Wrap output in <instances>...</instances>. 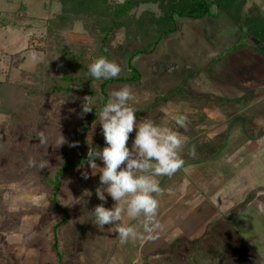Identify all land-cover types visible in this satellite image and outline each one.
Returning <instances> with one entry per match:
<instances>
[{
    "label": "rangeland",
    "instance_id": "obj_1",
    "mask_svg": "<svg viewBox=\"0 0 264 264\" xmlns=\"http://www.w3.org/2000/svg\"><path fill=\"white\" fill-rule=\"evenodd\" d=\"M211 12L213 17L202 19L177 16L178 30L165 37L154 53L134 59L141 81L106 89L109 95L130 86L136 96L132 106L137 123L147 118L188 138L181 153L184 167L172 177L159 178L164 190L158 197L157 218L163 226L159 238L121 245L117 234L108 231L111 225L99 229L93 224L89 212L97 204L112 208L116 202L107 193L106 203L98 199L100 173L93 175L87 164L63 175L58 194L62 208L51 204L52 190L43 177L57 166V156L70 151L77 158L90 146L98 149L103 134L97 120L81 135L78 147H69L75 142L72 135L82 102L77 95L47 96L43 115L35 110L25 127L0 114V264H7L1 253L12 255L17 264H194L186 249L193 245L209 254L210 264L216 260L220 264V254L231 250L230 264H261L257 256L245 257L243 238L260 252L264 145L256 138L264 127V57L260 54L264 46L254 38L244 39L230 12L217 15L215 5ZM133 13L144 17L145 24L163 14L153 3H143ZM60 14L56 0H0V82L21 83L38 67L56 75L62 66L56 42L75 51H97L94 34L85 28L91 19L84 16L62 24L58 38H48L49 24ZM236 14L241 20L264 16V0H245ZM124 38V33H118L114 45ZM36 43L41 50L34 48ZM236 46L243 48L234 51ZM33 51L38 54L36 61L30 59ZM178 114L188 116L187 128L176 125L173 117ZM41 130L47 137L45 144L37 138ZM60 135L67 142L58 147ZM134 139L135 129L129 148ZM193 144L195 156L189 154ZM105 146L104 140L102 149ZM29 159L36 166L29 167ZM41 161L47 162L43 169ZM96 163L103 167L101 160ZM84 171L88 179L82 177ZM86 190L91 196H84ZM64 219L66 223L53 231ZM142 222L143 217L133 220L126 213L122 219L123 224L141 230Z\"/></svg>",
    "mask_w": 264,
    "mask_h": 264
},
{
    "label": "trees",
    "instance_id": "obj_2",
    "mask_svg": "<svg viewBox=\"0 0 264 264\" xmlns=\"http://www.w3.org/2000/svg\"><path fill=\"white\" fill-rule=\"evenodd\" d=\"M61 4V14L51 20L48 28V38H58L61 25L65 22L81 16L91 19L86 22L85 28L95 36L97 43L96 52L85 50L75 51L61 43L56 42L54 47L62 61V66L57 74L48 73L42 67L34 72H29L22 78L21 83L0 82V114L6 115L15 126L25 127L32 121L35 110L43 113L46 110V97L54 95L71 96L77 95L84 102L85 96L94 98L95 105L92 112L80 117L73 131V139L80 143V137L88 132L99 119V111L106 103L109 95L106 91L111 84H138L142 75L134 64V59L140 55H149L156 51L160 42L178 30L176 17L202 19L212 15V7L217 8V15L223 11L231 13L233 22L237 25L244 39L254 38L259 46H264V16L255 15L241 20L236 14L243 6L245 0H56ZM143 3L158 4L163 13L152 23L145 24L144 17H136L134 9ZM213 17V15H212ZM124 33L122 43L114 45L118 33ZM132 43V44H131ZM36 43L34 48L39 49ZM130 45H134L132 48ZM257 47V50L260 47ZM32 48V45H30ZM234 47V51L242 49ZM264 57V52L260 53ZM99 56L115 61L121 65L122 71L119 76L110 80H95L88 72L89 64ZM104 137L100 139L98 149L102 150ZM87 153L81 150L75 158L72 152L65 151L57 156V166L53 171L47 172L43 182L51 188L50 202L56 208L59 205L58 194L62 187L63 175L86 163ZM98 160V159H97ZM96 160V162H97ZM64 219L53 227L57 230ZM58 238L54 239L53 248L57 250ZM188 247V246H187ZM187 249L188 260L196 263L210 264L205 251L197 250L196 245ZM186 253V250H185ZM2 257L11 264L14 257L10 254L1 253ZM187 255V253H186ZM219 256V255H218ZM217 256V258H219ZM217 261V260H216ZM215 261V264H218ZM17 264V261H14Z\"/></svg>",
    "mask_w": 264,
    "mask_h": 264
},
{
    "label": "clouds",
    "instance_id": "obj_3",
    "mask_svg": "<svg viewBox=\"0 0 264 264\" xmlns=\"http://www.w3.org/2000/svg\"><path fill=\"white\" fill-rule=\"evenodd\" d=\"M29 55L33 61L38 59L35 51ZM121 71L119 63L105 56H99L88 66L89 75L95 80L116 78ZM83 100L81 118L92 112L95 105L92 95L85 96ZM135 100L136 96L128 85L110 92L108 100L99 111L98 119L106 146L102 150L90 146L86 157L92 174L100 173L96 196L106 203L107 193L116 202L112 208H106L104 203L97 204L89 215L99 229L111 225L108 231L117 234L121 245L159 238L163 226L157 218L160 203L158 197L164 191L159 178L172 177L184 167L185 160L181 153L188 145V138L173 128L158 125L147 118L137 123V110L132 106ZM173 119L180 128H187L189 118L186 114H178ZM134 129L135 139L129 148V137ZM37 138L41 144L47 143L43 130L39 131ZM66 142L60 135L58 147ZM69 147H78V142L70 143ZM189 154L196 155L194 144L189 148ZM97 159L103 162V167L96 163ZM28 166L34 167L36 162L29 159ZM46 166L45 161L39 164L40 169ZM81 175L84 179L89 178L88 171ZM91 194L87 190L84 192V196ZM81 201L77 199V203ZM125 213L133 220L143 217L142 230L134 225L123 224Z\"/></svg>",
    "mask_w": 264,
    "mask_h": 264
},
{
    "label": "crops",
    "instance_id": "obj_4",
    "mask_svg": "<svg viewBox=\"0 0 264 264\" xmlns=\"http://www.w3.org/2000/svg\"><path fill=\"white\" fill-rule=\"evenodd\" d=\"M260 123H262V121H260ZM262 125V124H261ZM255 138V137H254ZM259 140L258 142L259 143H261L262 145H264V127H262L261 128V131H259L258 132V136H257V138H256V140ZM250 143V142H249ZM255 143H257L256 141H255ZM247 184H248V182H246ZM262 187H264V184H260ZM245 187H247L246 189H248V188H250V186H245ZM263 192H264V190H263ZM230 201V200H229ZM248 204H250V206H251V204H252V206H254V203H248ZM260 209H259V211H258V215H259V220L261 221V224H260V226L263 228V230L260 232L261 233V238L262 239H264V202H263V200L261 199V201H260ZM229 205V204H228ZM245 205H247V204H245ZM248 236V235H247ZM248 239L249 238H251L252 240H257V239H255V238H253V236L251 235V236H248L247 237ZM243 240H244V245H243V247H244V251H243V254H245V257H250V258H253V257H255V256H257V257H259V261H260V263L261 264H264V260L263 261H261V259H260V256H264V242H263V244H262V241H261V243H260V248H259V250H260V252H257L256 250L254 251V248L252 247V245L253 244H250L249 242H246V238H243ZM251 242V241H250ZM232 250L229 252L228 251V253L227 254H224V253H222V255L220 254V258L221 257H223L222 258V260L221 261H218L220 264H230L231 263V260L229 259V257H231V254H232ZM247 255V256H246ZM253 255V256H252ZM244 256V255H243ZM253 261V260H252ZM255 261V260H254ZM251 264H257V262H251ZM259 264V263H258Z\"/></svg>",
    "mask_w": 264,
    "mask_h": 264
}]
</instances>
